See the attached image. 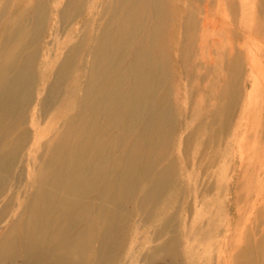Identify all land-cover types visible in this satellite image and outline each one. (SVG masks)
Segmentation results:
<instances>
[{
	"label": "rangeland",
	"instance_id": "1",
	"mask_svg": "<svg viewBox=\"0 0 264 264\" xmlns=\"http://www.w3.org/2000/svg\"><path fill=\"white\" fill-rule=\"evenodd\" d=\"M0 264H264V0H0Z\"/></svg>",
	"mask_w": 264,
	"mask_h": 264
},
{
	"label": "bare ground",
	"instance_id": "2",
	"mask_svg": "<svg viewBox=\"0 0 264 264\" xmlns=\"http://www.w3.org/2000/svg\"><path fill=\"white\" fill-rule=\"evenodd\" d=\"M137 1H139V0H137ZM141 1V0H140ZM158 2V1H157ZM159 3V2H158ZM164 3V2H163ZM119 4V3H118ZM128 5V4H127ZM132 5V4H131ZM137 5V4H136ZM155 5V4H154ZM159 8V7H158ZM148 9V8H147ZM117 11H119V10H117ZM144 11V10H143ZM166 11V10H165ZM155 14V13H154ZM169 14V13H168ZM134 16V15H133ZM143 17H145V16H143ZM142 17V18H143ZM159 19V18H158ZM113 21V20H112ZM149 21V20H148ZM147 21V22H148ZM107 25V24H106ZM111 25V24H110ZM113 25V24H112ZM130 25V24H129ZM156 28V27H155ZM113 29V28H112ZM142 33V32H141ZM125 34V33H124ZM163 35V34H162ZM145 37V36H144ZM146 38V37H145ZM122 41H123V39H122ZM153 42V41H152ZM154 43V42H153ZM125 45V44H124ZM128 47V46H127ZM144 49V48H143ZM124 50V49H123ZM153 50V49H152ZM145 53V52H144ZM140 55V54H139ZM139 57V56H138ZM97 61V60H96ZM143 61V60H142ZM144 61H146V60H144ZM149 62V61H148ZM97 70V69H96ZM104 70V69H103ZM161 72V71H160ZM103 73V72H102ZM166 75H167V72H166ZM160 80V79H159ZM154 85V84H153ZM162 85V84H161ZM20 87H22V86H20ZM14 89V88H13ZM23 89V88H22ZM159 89V88H158ZM110 92H111V90H110ZM70 93V92H69ZM68 94V93H67ZM14 97V96H13ZM97 109V108H96ZM101 115V114H100ZM84 117V116H83ZM87 117V116H86ZM74 119V118H73ZM91 119V118H90ZM77 120H78V118H77ZM140 121V120H139ZM79 123V122H78ZM82 125V124H81ZM139 125V124H138ZM150 126V125H149ZM156 126H158V125H156ZM86 127V126H85ZM130 127V126H129ZM87 128V127H86ZM163 130V129H162ZM134 131V130H133ZM140 133V132H139ZM148 133V132H147ZM161 133V132H160ZM138 134V133H137ZM141 134V133H140ZM143 135V134H142ZM163 135V134H162ZM126 136V135H125ZM145 136H146V134H145ZM144 136V137H145ZM145 139H147V138H145ZM79 140V139H78ZM74 143V142H73ZM123 143V142H122ZM137 143V142H136ZM143 143V142H142ZM145 143V142H144ZM125 144V143H124ZM139 144H140V142H139ZM148 144V143H147ZM123 145V144H122ZM139 146V145H138ZM82 147V146H81ZM108 147V146H107ZM122 147V146H121ZM140 147V146H139ZM110 148V147H109ZM133 148V147H132ZM108 150V149H107ZM106 150V151H107ZM141 150H142V148H141ZM74 151V150H73ZM88 152H90L89 150H88ZM87 152V153H88ZM104 152V151H103ZM141 152V151H140ZM130 153V152H129ZM107 154V153H106ZM106 154H105V156H106ZM73 155V154H72ZM96 155H98V154H96ZM130 156V155H129ZM12 158V157H11ZM56 158V157H55ZM58 158V157H57ZM104 158V157H103ZM105 159V158H104ZM95 160V159H94ZM51 161H54V160H51ZM106 161V160H105ZM139 161V160H138ZM61 162H63V161H61ZM125 162V161H124ZM142 162V161H141ZM66 163H67V160H66ZM138 163V162H137ZM47 164H49V163H47ZM51 164V163H50ZM53 164V163H52ZM70 164V163H69ZM76 164V163H75ZM74 164V165H75ZM130 164V163H129ZM108 165V164H107ZM93 166V165H92ZM51 167V166H50ZM49 167V168H50ZM63 167H64V165H63ZM87 167V166H86ZM91 167V166H90ZM94 167V166H93ZM92 167V168H93ZM96 167V166H95ZM53 169V168H52ZM109 170V169H108ZM87 172H88V170H87ZM92 172V171H91ZM94 172V171H93ZM93 172L92 173H90L91 175H93ZM63 174V173H62ZM98 174V173H97ZM95 175V174H94ZM99 175V174H98ZM89 177V176H88ZM92 177H95V176H92ZM72 179V178H71ZM93 179V178H92ZM121 179V178H120ZM71 181V180H70ZM135 182V181H134ZM4 183H5V181H4ZM50 183H51V181H50ZM54 184V183H53ZM65 185V184H64ZM81 185V184H80ZM86 187V186H85ZM70 188V187H69ZM68 188V189H69ZM57 189V188H56ZM118 189V188H117ZM116 189V190H117ZM83 190V189H82ZM42 191V190H41ZM49 191V190H48ZM48 191H47V193H48ZM106 191V190H105ZM122 192V191H121ZM73 193V192H72ZM113 193V192H112ZM78 194V193H77ZM60 195V194H59ZM122 195V194H121ZM77 197V196H76ZM65 200V199H64ZM72 200V199H71ZM64 204H65V202H64ZM73 204V203H72ZM69 207H72V206H69ZM65 208V207H64ZM87 208V207H86ZM70 209V208H69ZM48 210H49V208H48ZM47 210V211H48ZM61 212V211H60ZM51 213V212H50ZM47 214V213H46ZM66 214V213H65ZM86 216V215H85ZM45 219V218H44ZM43 220V219H42ZM44 224V223H43ZM44 227V226H43ZM51 227V226H50ZM40 229V228H39ZM41 230V229H40ZM71 230V229H70ZM51 233V232H50ZM43 235V234H42ZM42 238V237H41ZM52 239V238H51ZM63 239V238H62ZM53 240V239H52ZM50 241V240H49ZM60 242V241H59ZM41 243V242H40ZM43 243V242H42ZM57 243V242H56ZM38 244V243H37ZM58 244V243H57ZM78 245V244H77ZM43 247V246H42ZM41 247V248H42ZM36 249V248H35ZM37 250V249H36ZM41 250V249H40ZM80 250V249H79ZM45 251V250H44ZM43 253V252H42ZM109 254V253H108ZM50 255V254H49ZM28 256V255H27ZM6 257V256H5ZM41 260V259H40Z\"/></svg>",
	"mask_w": 264,
	"mask_h": 264
}]
</instances>
